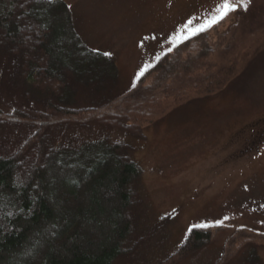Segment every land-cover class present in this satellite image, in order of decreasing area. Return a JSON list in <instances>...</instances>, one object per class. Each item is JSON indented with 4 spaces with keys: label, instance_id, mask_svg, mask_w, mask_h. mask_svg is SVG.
Here are the masks:
<instances>
[{
    "label": "trees",
    "instance_id": "16d2710c",
    "mask_svg": "<svg viewBox=\"0 0 264 264\" xmlns=\"http://www.w3.org/2000/svg\"><path fill=\"white\" fill-rule=\"evenodd\" d=\"M204 33L174 47L121 93L115 60L84 44L66 2L0 0V125L20 124L8 148L0 145V264H115L122 257L142 169L127 143L81 139L80 131L140 137L166 105L218 88L224 72L216 46L203 38L201 54L185 52ZM44 124L59 132L49 134L52 126ZM208 240L194 228L177 255ZM244 241L239 237L228 253ZM251 259L262 264L255 252Z\"/></svg>",
    "mask_w": 264,
    "mask_h": 264
},
{
    "label": "rangeland",
    "instance_id": "374dc122",
    "mask_svg": "<svg viewBox=\"0 0 264 264\" xmlns=\"http://www.w3.org/2000/svg\"><path fill=\"white\" fill-rule=\"evenodd\" d=\"M62 1L70 6L84 44L115 60L121 93L137 85L142 71L152 68L185 38L189 19L187 36L220 15L217 7L222 3ZM207 30L185 52L201 54L203 38L216 46L224 72L218 88L166 105L163 116L140 137L100 127L80 131L81 139L96 136L127 143L132 159L142 169L131 209L133 234L115 264H256L251 259L253 252L264 264V145L259 151L242 152L251 140L247 137L264 126V0H249L246 10L239 7ZM13 97L6 96L12 103ZM0 126V145L8 148L20 124ZM50 126L49 134L59 132ZM77 132L76 128L70 135ZM50 181L55 184L57 179L51 175ZM197 225L213 228L203 230L209 240L184 257L177 255ZM239 237L245 241L228 253V246ZM27 256L39 259L32 251Z\"/></svg>",
    "mask_w": 264,
    "mask_h": 264
},
{
    "label": "snow or ice",
    "instance_id": "6c2138e0",
    "mask_svg": "<svg viewBox=\"0 0 264 264\" xmlns=\"http://www.w3.org/2000/svg\"><path fill=\"white\" fill-rule=\"evenodd\" d=\"M249 0H236L235 3H232L231 0H222V3L219 4L217 7V11L220 12V15L213 17V19L207 24V25H201L199 28L194 29L191 31V35H197L199 32L206 31L207 28L211 27L213 24H217L220 22V20H223L227 15H229L231 12L236 11L239 7L247 8V3ZM44 3L51 7L55 4V0H44ZM192 24V20L189 19L185 25L184 33L185 38H189L187 36V32L189 27ZM105 55H110L109 53H105ZM140 75H143V71L140 73ZM194 227H204L201 225H197Z\"/></svg>",
    "mask_w": 264,
    "mask_h": 264
},
{
    "label": "flooded vegetation",
    "instance_id": "af4514ba",
    "mask_svg": "<svg viewBox=\"0 0 264 264\" xmlns=\"http://www.w3.org/2000/svg\"><path fill=\"white\" fill-rule=\"evenodd\" d=\"M258 140H259V142H260L261 140L263 141V140H264V137H263V136H259V137H258Z\"/></svg>",
    "mask_w": 264,
    "mask_h": 264
}]
</instances>
